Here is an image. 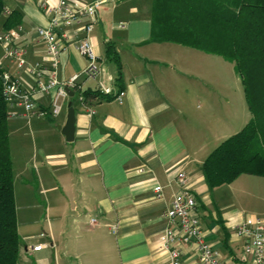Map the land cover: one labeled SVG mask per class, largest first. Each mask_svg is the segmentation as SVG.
Returning <instances> with one entry per match:
<instances>
[{"label":"crops","instance_id":"1","mask_svg":"<svg viewBox=\"0 0 264 264\" xmlns=\"http://www.w3.org/2000/svg\"><path fill=\"white\" fill-rule=\"evenodd\" d=\"M4 1L7 13L0 15V31H14L13 45L25 50L28 64L48 65L45 44L36 34L48 20L43 0ZM151 7L152 0H106L90 32L101 73L80 75L82 89L96 90L104 83L113 93L123 91L121 100L92 94L82 105L74 94L62 101L56 117L8 116L17 264H168L160 241L167 225L163 213L179 189L180 172L197 200L204 240L225 264H250L234 226L247 217L264 219V176L242 173L209 188L202 164L251 115L220 94L223 56L151 40ZM14 10L18 22L6 28L4 21ZM75 27L69 30L72 38ZM108 45L119 57L120 81ZM0 60L2 72L33 86L25 67L3 58L1 44ZM85 64L69 45L60 53L58 80L81 73ZM35 99L43 108L50 103L46 94L37 93ZM70 100L75 130L68 142L58 126L66 121ZM155 185L162 189L160 198L154 195ZM41 208L44 213L36 217ZM38 224L47 230L44 235ZM36 245L39 250L32 249ZM179 248L183 264H201L195 245Z\"/></svg>","mask_w":264,"mask_h":264},{"label":"trees","instance_id":"2","mask_svg":"<svg viewBox=\"0 0 264 264\" xmlns=\"http://www.w3.org/2000/svg\"><path fill=\"white\" fill-rule=\"evenodd\" d=\"M4 9L5 1L0 0V15ZM17 15L12 11L3 25L17 23ZM151 16L152 41H173L219 54L233 62L243 84L251 117L203 161L209 188L230 183L242 173L264 176V0H152ZM107 54L117 65L120 81V60L112 45L107 46ZM2 89L0 67V264H17L19 235ZM81 93L84 103L92 94L107 99L117 95L99 89Z\"/></svg>","mask_w":264,"mask_h":264},{"label":"built area","instance_id":"3","mask_svg":"<svg viewBox=\"0 0 264 264\" xmlns=\"http://www.w3.org/2000/svg\"><path fill=\"white\" fill-rule=\"evenodd\" d=\"M106 0H95L89 3H81L77 0H58L56 4L41 1L40 5L47 16V24L36 29L39 40L45 44V52L49 59L48 65L28 64L25 58V50L13 45L15 33L11 30L0 31V44L3 47V58L15 62L18 68L25 67L27 73L33 78L31 88L25 87L18 78L7 72H2L3 97L7 103L8 116H51L56 117L62 109V101L69 97L66 88L74 92L77 98L83 102L82 85L80 75L86 78H94L101 73L98 66L97 54L90 41V32L96 21L97 11ZM116 1V0H115ZM7 13V9H4ZM88 20H84V18ZM75 27V38H72L69 30ZM74 44L78 53L86 60L81 73H75L65 81L57 78L60 53ZM2 60H0V67ZM98 89L104 94L112 93L110 86L100 83ZM46 94L50 98L47 108H43L35 99V94ZM123 91H119L116 97L121 100ZM16 107L22 108V112H14ZM139 171H142L140 169ZM179 189L175 192L170 206L164 211L163 216L167 225L160 238L161 247L167 251L168 264H183L180 256L182 244H193L199 253L201 264H225L217 249L204 240V233L200 226L197 214V200L187 185V176L180 172L177 176ZM156 198L162 196L159 185L153 187ZM95 222V219H91ZM235 233L243 241V253L249 256L250 264H264V219L260 217H247L234 226ZM116 226L111 227L115 233ZM41 245L33 246V250H39Z\"/></svg>","mask_w":264,"mask_h":264},{"label":"rangeland","instance_id":"4","mask_svg":"<svg viewBox=\"0 0 264 264\" xmlns=\"http://www.w3.org/2000/svg\"><path fill=\"white\" fill-rule=\"evenodd\" d=\"M221 80L223 83L222 88L220 87L221 96L224 99H227L228 102L234 101L235 104L238 103L240 106V110L243 112L244 111L247 112L250 116L251 114H250L248 107H247V103H246V99H245V95H244V88H243V84L241 82V79L234 69L233 62L230 60H227L225 58H223V70H222ZM242 126L240 127V129L242 128ZM36 210H37V214H38V216H36V217L40 218V216L44 213V209L41 208V209H36ZM20 211H22L21 213H23L24 209L22 207H20L19 212ZM42 226H43V224H38L37 228L39 229V233L44 235L47 232V230Z\"/></svg>","mask_w":264,"mask_h":264},{"label":"water","instance_id":"5","mask_svg":"<svg viewBox=\"0 0 264 264\" xmlns=\"http://www.w3.org/2000/svg\"><path fill=\"white\" fill-rule=\"evenodd\" d=\"M68 95L74 97V92L69 88H66ZM61 133L65 136L68 142L73 141L75 130V109L72 100L67 103L66 121L63 126H58Z\"/></svg>","mask_w":264,"mask_h":264}]
</instances>
